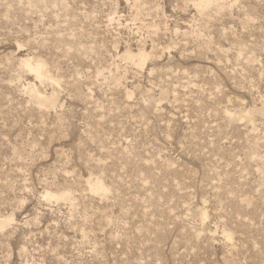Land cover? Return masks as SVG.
Here are the masks:
<instances>
[{"label": "rangeland", "instance_id": "rangeland-1", "mask_svg": "<svg viewBox=\"0 0 264 264\" xmlns=\"http://www.w3.org/2000/svg\"><path fill=\"white\" fill-rule=\"evenodd\" d=\"M199 1L0 0V264H264V0Z\"/></svg>", "mask_w": 264, "mask_h": 264}, {"label": "bare ground", "instance_id": "bare-ground-1", "mask_svg": "<svg viewBox=\"0 0 264 264\" xmlns=\"http://www.w3.org/2000/svg\"><path fill=\"white\" fill-rule=\"evenodd\" d=\"M199 7L200 8H204L206 7L208 4L211 3V0H200L199 1ZM126 57L133 61L134 63H139L140 65H144L146 60H147V55H146V52L144 51H140L139 54L135 55L133 54L131 51L127 52L126 53ZM33 59H25L23 60V63L25 65V67L27 69H29L31 72H33L34 74H36V76L38 78H41V77H44L45 76V73H44V69H45V66L44 64L40 63L39 61L37 62H33L32 61ZM38 92V91H37ZM91 183V182H90ZM93 189L96 191V192H101L103 189V185L100 184V183H96L94 186H93ZM47 197H50V198H64L65 197V194H62L60 196H57V195H53L51 193H47Z\"/></svg>", "mask_w": 264, "mask_h": 264}]
</instances>
